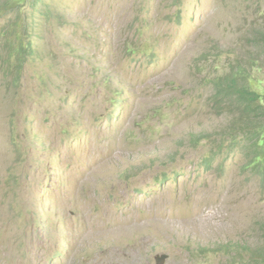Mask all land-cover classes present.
Wrapping results in <instances>:
<instances>
[{"label": "rangeland", "instance_id": "1", "mask_svg": "<svg viewBox=\"0 0 264 264\" xmlns=\"http://www.w3.org/2000/svg\"><path fill=\"white\" fill-rule=\"evenodd\" d=\"M17 20L19 69L0 18V264H248L264 182L211 83L242 67L264 95V0H40Z\"/></svg>", "mask_w": 264, "mask_h": 264}, {"label": "trees", "instance_id": "2", "mask_svg": "<svg viewBox=\"0 0 264 264\" xmlns=\"http://www.w3.org/2000/svg\"><path fill=\"white\" fill-rule=\"evenodd\" d=\"M28 2L39 3L40 0H0V18L5 19L1 36L6 40L5 46L10 55L15 56L16 69L23 66L25 55H29L32 48L22 47L20 44L15 48L16 43L11 42L4 32L10 29L12 20L18 21L17 16ZM11 15L13 19L8 17ZM262 48L264 50V37ZM246 73L242 67H238L233 72L215 78L211 85L219 104L228 109L237 108L243 118L251 122L242 130L236 145L246 161L245 170L259 176L264 182V95L255 91L254 80ZM248 264H264V246L249 253Z\"/></svg>", "mask_w": 264, "mask_h": 264}]
</instances>
